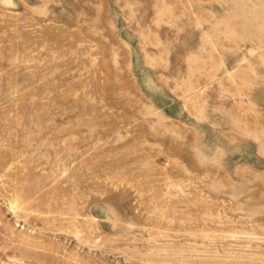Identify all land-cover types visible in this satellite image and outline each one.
I'll return each instance as SVG.
<instances>
[{
  "label": "rangeland",
  "instance_id": "1",
  "mask_svg": "<svg viewBox=\"0 0 264 264\" xmlns=\"http://www.w3.org/2000/svg\"><path fill=\"white\" fill-rule=\"evenodd\" d=\"M264 264V0H0V264Z\"/></svg>",
  "mask_w": 264,
  "mask_h": 264
},
{
  "label": "bare ground",
  "instance_id": "2",
  "mask_svg": "<svg viewBox=\"0 0 264 264\" xmlns=\"http://www.w3.org/2000/svg\"><path fill=\"white\" fill-rule=\"evenodd\" d=\"M3 264V263H2Z\"/></svg>",
  "mask_w": 264,
  "mask_h": 264
}]
</instances>
